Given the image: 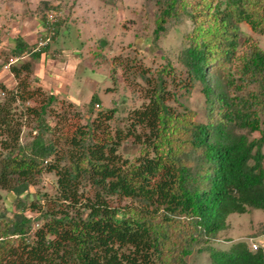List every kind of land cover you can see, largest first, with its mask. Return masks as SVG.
<instances>
[{"label":"trees","instance_id":"trees-1","mask_svg":"<svg viewBox=\"0 0 264 264\" xmlns=\"http://www.w3.org/2000/svg\"><path fill=\"white\" fill-rule=\"evenodd\" d=\"M178 4L192 22L183 50L186 86L202 83L205 122L185 106L171 110L162 73L144 75L147 102L130 112L126 130L111 125L115 107L102 109L65 136L59 132L66 147L58 152L56 140L45 144L41 136L20 145L14 104L33 92L13 89L0 100V189L20 197L34 174L57 176L56 207L31 204L39 228L32 232L33 218L22 213L2 226L0 264H187L199 238L224 230L228 215L264 211V50L248 37L247 50L237 52L240 24L264 34V0H167L155 35ZM24 47L18 42L13 55ZM22 60L7 72L19 76ZM98 101L93 94L87 106ZM44 108L31 110L39 122ZM137 127L147 130L143 152L136 163L124 161L118 148ZM254 132L259 137L250 139ZM112 197L133 203L113 207ZM210 257L213 264H264V249L236 242Z\"/></svg>","mask_w":264,"mask_h":264},{"label":"rangeland","instance_id":"rangeland-1","mask_svg":"<svg viewBox=\"0 0 264 264\" xmlns=\"http://www.w3.org/2000/svg\"><path fill=\"white\" fill-rule=\"evenodd\" d=\"M166 1L0 0V100L13 89L21 91L25 87L33 92L31 97L14 104L16 116L22 121L20 145L29 148L41 136L45 144L56 140V148L61 152L66 145L59 132L65 136L76 125L89 123L98 111L113 107L116 113L112 127L126 130L130 112L147 102L149 83L144 75L156 80L160 73L167 82L166 104L171 110L178 112L189 108L196 114L194 120L205 122L202 83L196 81L190 87L186 86L189 77L183 50L187 46L185 35L192 29L191 20L178 4L175 15L166 17L164 30L158 35L154 33ZM53 9L60 11L61 21L49 47L38 57L25 55L17 65L21 70L19 76L4 71L2 67L18 48V42L25 45L24 51L34 45L45 12ZM248 37L264 50V34L254 32L242 23L238 55L247 50L245 38ZM1 84L7 88L5 91L1 90ZM93 94L102 105L99 109H95V105L87 106ZM50 95L55 96L52 103L47 102ZM43 106L44 120L39 122L31 110L37 111ZM146 131L137 127L134 133L125 137L117 151L122 160L136 163L143 152L144 144L140 140ZM258 137V132L249 135L250 139ZM0 152L6 153L1 147ZM56 155L47 157L43 164L53 161ZM56 180L54 171H42L34 174L32 184L20 197L0 189V233L2 226L20 213L33 218L32 232L39 228L41 215L31 204L45 209L56 207L51 199L55 198ZM86 188L91 189L88 185ZM109 202L113 207L133 203L130 199L117 197L110 198ZM226 222L227 227L214 237L199 238L186 258L187 264H213L211 250L227 251L236 242L254 240L264 249V211L249 209L243 214L233 213L228 215Z\"/></svg>","mask_w":264,"mask_h":264},{"label":"built area","instance_id":"built-area-1","mask_svg":"<svg viewBox=\"0 0 264 264\" xmlns=\"http://www.w3.org/2000/svg\"><path fill=\"white\" fill-rule=\"evenodd\" d=\"M60 15V11L55 9L45 12V22L39 30V34L34 45L28 50L23 51L24 54H16L9 57L8 61L2 67L3 70L9 71L13 64H16L19 60L23 59L27 54L43 52V50L50 45L56 34V25L60 20ZM2 94H4V92H2ZM101 106V103H95V109H99ZM247 243L251 250H255L258 247L254 240Z\"/></svg>","mask_w":264,"mask_h":264},{"label":"clouds","instance_id":"clouds-1","mask_svg":"<svg viewBox=\"0 0 264 264\" xmlns=\"http://www.w3.org/2000/svg\"><path fill=\"white\" fill-rule=\"evenodd\" d=\"M258 248V247H257ZM250 249V248H249ZM251 250V249H250ZM256 250V249H255ZM252 251H254V250H252Z\"/></svg>","mask_w":264,"mask_h":264},{"label":"crops","instance_id":"crops-1","mask_svg":"<svg viewBox=\"0 0 264 264\" xmlns=\"http://www.w3.org/2000/svg\"><path fill=\"white\" fill-rule=\"evenodd\" d=\"M43 53V52H42Z\"/></svg>","mask_w":264,"mask_h":264}]
</instances>
